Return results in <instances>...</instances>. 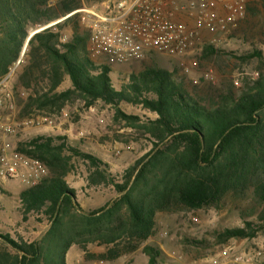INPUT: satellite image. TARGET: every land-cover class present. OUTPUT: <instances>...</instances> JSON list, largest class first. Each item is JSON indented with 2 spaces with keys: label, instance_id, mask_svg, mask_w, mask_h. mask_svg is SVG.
I'll return each instance as SVG.
<instances>
[{
  "label": "trees",
  "instance_id": "16d2710c",
  "mask_svg": "<svg viewBox=\"0 0 264 264\" xmlns=\"http://www.w3.org/2000/svg\"><path fill=\"white\" fill-rule=\"evenodd\" d=\"M88 1L93 0H0V80L25 56L13 82L20 121L62 115L76 102L86 109L101 103L112 106L116 120L132 128L134 141L147 140L150 148L118 178L102 160L65 136L18 141L17 152L48 169L37 184L20 191L22 219L35 216L49 229L31 241L0 233V264H67L73 245L87 258L102 262H115L142 247L148 264H160V250L146 244L156 234L159 214L221 211L242 201L252 203L248 216L240 225L215 230L214 243L225 246L231 240L264 236L261 48L240 55L232 52L237 62L227 75L224 69L230 62L222 59L227 50L204 45L199 65L206 63L220 72L218 85L203 78L188 82L180 67L170 70L151 62L129 73L126 83L116 88L111 65L95 60L88 49L89 31L80 22V9ZM261 5L248 2L245 11L255 16ZM36 25L50 27L34 33ZM65 29L70 35L64 40ZM66 76L71 85L58 90ZM121 103L155 116L144 120L128 114ZM74 157L87 162L89 185H113L117 195L84 211L66 180ZM192 243L204 246L200 240ZM90 245L103 249L89 252Z\"/></svg>",
  "mask_w": 264,
  "mask_h": 264
},
{
  "label": "rangeland",
  "instance_id": "374dc122",
  "mask_svg": "<svg viewBox=\"0 0 264 264\" xmlns=\"http://www.w3.org/2000/svg\"><path fill=\"white\" fill-rule=\"evenodd\" d=\"M176 1L181 3V0ZM105 3H107L105 0L101 2L93 0L86 2L83 6L103 9ZM230 3L232 0L221 3L219 12L224 14L225 7ZM258 8L259 12L255 16L245 11L237 27L229 32L206 34L200 47L191 50L184 57L173 58L162 54H151L139 62L111 65L114 86L120 88L126 83L129 73L139 71L151 62H157L170 70L180 67L188 82L190 80L200 82L203 78L209 84L218 85L222 79L218 75L220 72L209 64L199 65L198 57L202 47L211 44L214 37V45L227 50V55L222 58L224 62H230V67L224 69L227 75H232V72L229 74L232 62H237L232 58V52L240 55L258 47L264 53V7L261 5ZM174 12L176 19L188 24L192 23V18L184 12L176 10ZM80 22L88 30L87 21L83 22L81 16ZM35 29L36 27H33L32 32ZM69 35L70 30L65 29L62 37L65 40ZM25 58V56L20 58L9 81L0 80V96L5 102L0 115L2 121L6 123L20 122L17 118L19 106L13 92V82ZM93 58L105 61L101 57ZM195 62L197 67L194 65ZM70 85V79L66 76L58 90L66 89ZM120 107L126 113L138 115L144 120L146 117L155 116L154 113L127 103H121ZM80 108H82L81 111H79ZM40 117H47L48 120L38 126L22 124L13 134L0 131L1 142L8 143L10 149H15L18 141H27L38 135L65 136L70 144L102 160L107 164V170L112 176L118 178L125 168L132 165L150 148L146 143L147 140L134 141L129 133L132 128L127 127L123 120H116L114 108L109 105L100 103L86 109L80 102H76L73 108L65 109L62 115ZM80 132L83 134L81 135ZM73 164L74 168L66 180L68 185L76 190L77 200L84 211L98 208L117 195L113 185H89L87 162L74 157ZM26 187L28 185L21 178H0V233H9L14 238L21 237L27 241L38 240L47 232L49 224L38 222L35 216H30L28 220L22 219L19 193ZM251 207L252 203L242 201L234 208L231 206L221 211L206 208L174 215L159 214L156 217V234L146 244L160 250V264H264L263 235L251 241L231 240L225 246L216 245L212 235L215 230L240 225L243 218L248 216ZM194 240L203 241L204 246H196L192 243ZM102 249L95 245L89 246V252H100ZM225 250H227L226 253H224ZM236 256H241L242 260L236 261L234 259ZM67 264H148V257L141 247L115 262H102L87 258L77 246L73 245L67 252Z\"/></svg>",
  "mask_w": 264,
  "mask_h": 264
},
{
  "label": "built area",
  "instance_id": "2783aa9c",
  "mask_svg": "<svg viewBox=\"0 0 264 264\" xmlns=\"http://www.w3.org/2000/svg\"><path fill=\"white\" fill-rule=\"evenodd\" d=\"M225 1L181 0L178 3L176 0H115L106 1L103 9L83 6L80 13L81 20L87 21L91 56L104 58L109 65H122L142 61L151 54L184 57L200 47L206 34L226 33L236 28L248 2L264 3V0H232L221 14L219 6ZM174 10L187 14L192 18V23L176 19ZM35 27L34 33L50 26ZM212 39L211 44H214L215 38ZM17 64L10 69L3 82L11 79ZM194 65L198 66L196 62ZM4 106V99L0 96V112ZM47 120V117L36 116L15 124L3 122L0 118V131L13 134L22 124L38 126ZM47 174V167L39 160L10 149L8 143L0 144L1 179L21 178L31 186ZM234 259L238 262L242 260L241 256Z\"/></svg>",
  "mask_w": 264,
  "mask_h": 264
},
{
  "label": "water",
  "instance_id": "95a60500",
  "mask_svg": "<svg viewBox=\"0 0 264 264\" xmlns=\"http://www.w3.org/2000/svg\"><path fill=\"white\" fill-rule=\"evenodd\" d=\"M109 2H114L115 0H108Z\"/></svg>",
  "mask_w": 264,
  "mask_h": 264
},
{
  "label": "crops",
  "instance_id": "0c3cea01",
  "mask_svg": "<svg viewBox=\"0 0 264 264\" xmlns=\"http://www.w3.org/2000/svg\"><path fill=\"white\" fill-rule=\"evenodd\" d=\"M0 118H1V115H0Z\"/></svg>",
  "mask_w": 264,
  "mask_h": 264
}]
</instances>
